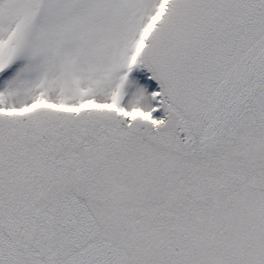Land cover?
Returning a JSON list of instances; mask_svg holds the SVG:
<instances>
[{
  "label": "snow or ice",
  "instance_id": "snow-or-ice-1",
  "mask_svg": "<svg viewBox=\"0 0 264 264\" xmlns=\"http://www.w3.org/2000/svg\"><path fill=\"white\" fill-rule=\"evenodd\" d=\"M0 264H264V0H0Z\"/></svg>",
  "mask_w": 264,
  "mask_h": 264
}]
</instances>
